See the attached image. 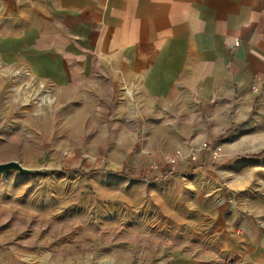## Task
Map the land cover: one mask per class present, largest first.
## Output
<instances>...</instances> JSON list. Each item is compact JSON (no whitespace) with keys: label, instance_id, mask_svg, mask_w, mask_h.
<instances>
[{"label":"crops","instance_id":"1","mask_svg":"<svg viewBox=\"0 0 264 264\" xmlns=\"http://www.w3.org/2000/svg\"><path fill=\"white\" fill-rule=\"evenodd\" d=\"M0 55L58 85L97 61L122 86L118 130L138 159L152 149L163 168L179 147L200 170L204 149L221 150L202 175L200 247L166 264H264V0H0ZM187 223L152 222L170 242Z\"/></svg>","mask_w":264,"mask_h":264},{"label":"rangeland","instance_id":"2","mask_svg":"<svg viewBox=\"0 0 264 264\" xmlns=\"http://www.w3.org/2000/svg\"><path fill=\"white\" fill-rule=\"evenodd\" d=\"M122 91L97 61L81 82L58 85L0 55V162L28 169L0 172V264H166L174 252L196 254L194 221L213 199L202 177L212 149L200 170L196 152L173 166L161 155L163 168L152 149L136 158L133 133L118 130ZM179 217L186 234L171 228L172 242L152 224Z\"/></svg>","mask_w":264,"mask_h":264},{"label":"built area","instance_id":"3","mask_svg":"<svg viewBox=\"0 0 264 264\" xmlns=\"http://www.w3.org/2000/svg\"><path fill=\"white\" fill-rule=\"evenodd\" d=\"M239 40L237 38H234L230 45L235 46L238 45ZM220 155V151L218 148H213L210 152V158L212 160L216 159ZM194 158L195 155L193 153H186L183 149L176 147L170 151H167L163 154V159L169 164V165H176L179 160L186 159L187 157Z\"/></svg>","mask_w":264,"mask_h":264},{"label":"water","instance_id":"4","mask_svg":"<svg viewBox=\"0 0 264 264\" xmlns=\"http://www.w3.org/2000/svg\"><path fill=\"white\" fill-rule=\"evenodd\" d=\"M10 168H16L20 171H28L26 167H22L17 161L15 160H7L0 162V172L10 169Z\"/></svg>","mask_w":264,"mask_h":264},{"label":"trees","instance_id":"5","mask_svg":"<svg viewBox=\"0 0 264 264\" xmlns=\"http://www.w3.org/2000/svg\"><path fill=\"white\" fill-rule=\"evenodd\" d=\"M257 153H254L253 155H256ZM167 174V173H166ZM165 175V174H164Z\"/></svg>","mask_w":264,"mask_h":264}]
</instances>
